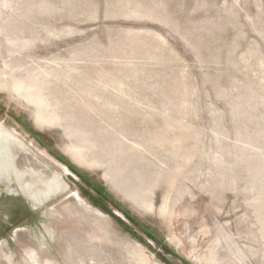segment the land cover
<instances>
[{
  "label": "rangeland",
  "instance_id": "rangeland-1",
  "mask_svg": "<svg viewBox=\"0 0 264 264\" xmlns=\"http://www.w3.org/2000/svg\"><path fill=\"white\" fill-rule=\"evenodd\" d=\"M3 134L0 264H264V0H0Z\"/></svg>",
  "mask_w": 264,
  "mask_h": 264
},
{
  "label": "bare ground",
  "instance_id": "bare-ground-1",
  "mask_svg": "<svg viewBox=\"0 0 264 264\" xmlns=\"http://www.w3.org/2000/svg\"><path fill=\"white\" fill-rule=\"evenodd\" d=\"M0 144L7 147L9 150L24 148V145L18 140V138L12 137L10 134H3L0 136Z\"/></svg>",
  "mask_w": 264,
  "mask_h": 264
},
{
  "label": "trees",
  "instance_id": "trees-1",
  "mask_svg": "<svg viewBox=\"0 0 264 264\" xmlns=\"http://www.w3.org/2000/svg\"><path fill=\"white\" fill-rule=\"evenodd\" d=\"M60 157H61V156H60ZM60 157H59V159H61L64 163L68 164V167H69L71 170H73V171L75 170V172H76L77 174H80V173H79L80 171H78V169H75V168L73 167L74 165H72L71 162H70L67 158H62V157L60 158ZM81 175H82V174H81ZM90 184L93 185L92 182H90ZM92 197H94V196H91V198H92ZM92 201H94L97 205L99 204V202L96 201L95 199H93ZM99 206H100V209H102V210L105 211V208H104L101 204H99Z\"/></svg>",
  "mask_w": 264,
  "mask_h": 264
},
{
  "label": "flooded vegetation",
  "instance_id": "flooded-vegetation-1",
  "mask_svg": "<svg viewBox=\"0 0 264 264\" xmlns=\"http://www.w3.org/2000/svg\"><path fill=\"white\" fill-rule=\"evenodd\" d=\"M0 178H1V176H0ZM0 196H10V193H8V192H6L5 191V189H0ZM26 210V209H25ZM15 212V214H16V217H19V214L18 213H21V212H23V211H20V210H16V211H14ZM25 212V211H24ZM28 212V210L26 211V214H28L27 213ZM30 214V213H29ZM31 215V214H30ZM15 217V218H16ZM14 218V219H15Z\"/></svg>",
  "mask_w": 264,
  "mask_h": 264
}]
</instances>
